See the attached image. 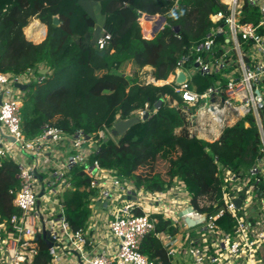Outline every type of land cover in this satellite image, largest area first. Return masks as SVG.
<instances>
[{"label": "built area", "instance_id": "1", "mask_svg": "<svg viewBox=\"0 0 264 264\" xmlns=\"http://www.w3.org/2000/svg\"><path fill=\"white\" fill-rule=\"evenodd\" d=\"M219 2L224 10L209 15L208 30L176 60L168 77L154 78L147 66L138 75L144 84L167 85L178 94L179 100L170 104L184 117L191 136L214 141L225 127L252 113L260 155L244 172L217 164L221 208L213 214L194 211L177 178L165 189L147 190L90 160L99 141H115L112 126L85 133L43 123L37 134L25 138L20 123L24 90L15 84L39 77L31 69L19 74L0 71V158L16 165L12 204L18 210L0 221V264H30L40 241L47 248L49 264H155L139 251V243L153 230L157 215L177 230L159 232L171 264L179 252L190 264H264V124L259 114L264 107V0ZM244 4L254 9L256 21L241 20ZM141 19L150 22L146 34L141 32L146 39L164 25L157 14L141 13L139 26ZM45 33L44 28L40 40ZM109 37L102 31L95 41L98 48ZM194 74L214 79L195 91L188 86ZM144 111L138 109L132 116L140 119ZM82 189L92 191L89 214L84 226L73 230L66 220L64 195ZM187 208L191 211L186 214L203 215V220L187 226L181 219ZM225 212L234 221L231 232L215 223Z\"/></svg>", "mask_w": 264, "mask_h": 264}, {"label": "trees", "instance_id": "2", "mask_svg": "<svg viewBox=\"0 0 264 264\" xmlns=\"http://www.w3.org/2000/svg\"><path fill=\"white\" fill-rule=\"evenodd\" d=\"M224 8L219 0H0V71L19 74L31 69L39 77L28 83L21 100L25 138L37 134L43 123L93 133L148 104L150 113L144 120L130 125L115 141H99L89 159L147 190L165 189L177 178L188 191L194 211L217 212L222 206L217 164L244 172L260 155L252 113L225 127L214 141L191 136L184 117L170 104L172 99L179 100L178 94L167 85L142 83L138 73L149 66L154 78L168 77L176 60L208 30L209 15ZM141 13L164 17L163 27L150 39L141 35L137 20ZM32 20L46 28L39 42L27 39L23 32ZM241 20H257L247 4L242 6ZM102 31L110 37L98 48L95 41ZM41 68L47 69L44 74L38 72ZM213 79L194 74L188 86L201 91ZM160 98L161 104L154 107ZM259 114L264 124V107ZM16 170L11 160L0 158V221L18 213L12 204ZM76 180L84 182L80 177ZM91 194L84 189L65 193V216L71 229L84 226ZM155 217L154 228L140 241L139 251L155 264H171L159 232L177 230L159 215ZM215 223L225 232L234 225L226 212ZM37 245L30 264H49L45 244Z\"/></svg>", "mask_w": 264, "mask_h": 264}, {"label": "water", "instance_id": "3", "mask_svg": "<svg viewBox=\"0 0 264 264\" xmlns=\"http://www.w3.org/2000/svg\"><path fill=\"white\" fill-rule=\"evenodd\" d=\"M148 16H151V15H148ZM160 17V21H164V17L163 16H159ZM174 30L176 31V28H174ZM46 68H41L39 69V73L40 74H44L46 72ZM182 76L179 75V77L177 78V80L181 79ZM16 87H18L20 90H25L27 87H28V83H25V84H15ZM162 102V99H158L155 104H154V107H158ZM150 111L148 109V104L145 106V111L144 113L142 114L140 120H144L148 115H149ZM139 119L135 116H131V117H128V118H125V119H118L116 120L113 124H112V134L113 136H119L121 135L130 125H132L133 123L137 122ZM234 203L236 205L239 204V199H235L234 200ZM188 211H191V208H187L186 210H183L182 211V216H181V219L187 224V226H193L195 224H197L198 222L202 221L203 220V215H199V214H191V215H188L186 214V212ZM47 245H49V243L47 242Z\"/></svg>", "mask_w": 264, "mask_h": 264}, {"label": "bare ground", "instance_id": "4", "mask_svg": "<svg viewBox=\"0 0 264 264\" xmlns=\"http://www.w3.org/2000/svg\"><path fill=\"white\" fill-rule=\"evenodd\" d=\"M149 25H150V22L148 20L141 19L140 26H141L142 34H146V32L149 29ZM34 27L36 28L34 29V32L31 34L30 33L32 31L31 29ZM43 30L44 28L40 24H38L36 20H34L24 28L23 32L28 37L32 38L34 41H39L43 34Z\"/></svg>", "mask_w": 264, "mask_h": 264}, {"label": "rangeland", "instance_id": "5", "mask_svg": "<svg viewBox=\"0 0 264 264\" xmlns=\"http://www.w3.org/2000/svg\"><path fill=\"white\" fill-rule=\"evenodd\" d=\"M32 21H34V20H32ZM31 21V22H32ZM37 21V20H36ZM31 22H29V24L31 23ZM37 23L38 24H40V25H43L42 23H40V22H38L37 21ZM28 24V25H29ZM43 27L45 28V26L43 25ZM46 29V28H45ZM46 31V30H45ZM140 31L142 32V30H141V28H140ZM25 34V33H24ZM40 41V40H39ZM39 41H33V42H39ZM157 168L159 169V168H161V164H157ZM263 252H264V248H263ZM172 264H190V262H189V260L187 259V257H186V255L185 254H183V253H181V252H179V253H176L175 254V256L173 257V262H172Z\"/></svg>", "mask_w": 264, "mask_h": 264}, {"label": "crops", "instance_id": "6", "mask_svg": "<svg viewBox=\"0 0 264 264\" xmlns=\"http://www.w3.org/2000/svg\"><path fill=\"white\" fill-rule=\"evenodd\" d=\"M25 36H26V38H27V35L25 34ZM147 67H149V66H147Z\"/></svg>", "mask_w": 264, "mask_h": 264}]
</instances>
